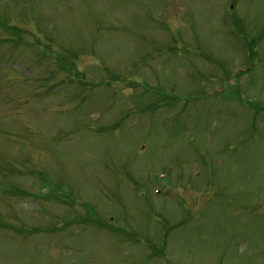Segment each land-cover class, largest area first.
Listing matches in <instances>:
<instances>
[{"label":"rangeland","instance_id":"obj_1","mask_svg":"<svg viewBox=\"0 0 264 264\" xmlns=\"http://www.w3.org/2000/svg\"><path fill=\"white\" fill-rule=\"evenodd\" d=\"M0 264H264V0H0Z\"/></svg>","mask_w":264,"mask_h":264}]
</instances>
